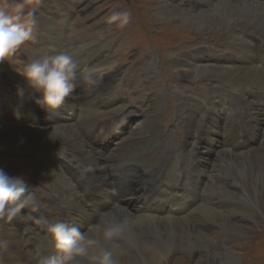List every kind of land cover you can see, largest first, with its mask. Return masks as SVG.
I'll list each match as a JSON object with an SVG mask.
<instances>
[{"label": "rangeland", "instance_id": "obj_1", "mask_svg": "<svg viewBox=\"0 0 264 264\" xmlns=\"http://www.w3.org/2000/svg\"><path fill=\"white\" fill-rule=\"evenodd\" d=\"M159 1L175 6V4L167 0H0V10L12 13H15L17 4H23L24 8L20 10L22 13L21 22L25 23L26 26L28 21L33 19L27 13L32 12L35 19V23L32 25V39L18 49L12 57L0 62V119L6 117L8 113L16 111L11 107V105L13 106L11 101L17 100L19 106L23 105V108L34 107L38 111L36 112L35 120L14 113L18 116L17 118H11L10 121L14 125L16 124L15 126L47 129L48 127H41L40 123L42 120L50 118V114H46L34 102L36 94L32 93L28 88L27 81L23 76L26 65L38 55L50 54L48 49L54 48V46L50 45L53 42L54 44L65 46L60 53L74 54L78 68H81V60L87 54L85 53L87 50L85 48L88 47L86 45L89 42L90 45H93L91 42H94V39L105 42L107 44L106 47H103L98 54H102L101 59L103 60L111 57L112 62L105 67L107 69L103 70L104 72L101 71V74H98L102 75L103 81L97 83V85L94 76H92L94 83H89L87 79L78 81L76 87L66 98L76 108L74 111L76 115L71 120L68 117L66 119L61 118V124L58 122V116H56L52 118L53 122L49 124V127L72 125L86 144L94 150L97 148L103 151L104 153L101 155L109 156L112 162H109L106 166L102 178L103 176L110 177L113 172L116 174L122 172L123 167L129 165L127 162L131 161L135 155H140L141 153V157L143 159L147 158L149 163L139 164L137 171H134L133 175L122 173V176H120L121 181L116 183V187L119 192H127V186L123 182L130 180V177L132 179L136 178L139 186L133 191V194L138 198L141 210L137 212V207H131L129 209L130 212L135 216L143 215L148 217L155 215L162 218L165 216L164 211L169 210L171 206L166 200L165 193H168L169 197L174 190L184 192L187 189L189 193L195 190L190 187L189 183L191 180L187 181L185 178L190 172L192 165L190 162L195 157L206 166V168L202 166L205 169L204 176L207 174L202 179L203 183L214 177L213 180L216 185L220 183L222 186L223 184L222 187L228 191V194L236 196L237 193H240L238 185L232 184V173L227 170L222 160L219 159V151L232 140L226 134L224 135L227 126L225 123L222 126L221 124L215 126V121H213L211 126L214 125V132H207L204 129L200 135L196 128H189L187 125L191 115L196 117L195 122L199 124L201 120L206 119L207 112H209L208 106H211L210 103L213 102L216 107L219 106L218 116L222 120L226 117V119L233 120L230 121L231 123L240 122L241 120L243 124L246 122L244 120L245 115H243V111H245L243 103L247 100L256 104L254 107L257 109L252 112L253 115L264 111V101L257 100L264 99V95L261 93L264 90H257L255 89L258 88L257 86L251 85L249 90H255V94L249 91V97L247 95L244 101H240L242 100L240 90L226 76L212 75L208 78L195 79V73L192 71L182 72L183 74H181L169 62V54L175 57L178 54L186 55L208 47L209 50L206 49L200 52L205 55L203 58H201V54L199 55L201 63H213L212 65L216 64L215 66L219 64L218 66L220 67L227 66L226 61L230 55L234 56L233 52H231V47L237 45L235 37H241L245 33V53L247 55L257 53L256 56L259 54L257 57L259 60L258 65L264 70V30H262L264 25L258 24V26L250 30L243 26H237L231 29L230 35H233L234 38L227 35L228 37L223 39L206 30L196 32L193 25L181 26L178 22L166 25L165 23L156 22L151 13H153V9ZM176 1L178 4L177 8L189 14H195L201 9L210 10L212 8V5L204 0ZM222 1L213 0L216 5ZM249 1L264 8V0ZM125 12L128 13L129 17L127 23L122 24L120 21L111 19L114 14ZM256 36L260 37V42L254 40ZM250 39L255 43V48L258 47L257 49L252 48ZM234 53L237 56L239 54L237 51ZM98 56L95 59H98ZM218 60L221 62L217 63L216 61ZM233 60L236 61V56L233 57ZM144 64H147L150 68L149 75L142 73ZM98 70V68L88 67L87 74H94ZM119 71L125 72L126 77L123 76L121 78ZM114 75L118 76L115 77ZM112 79H114V82L110 83ZM232 80L235 81L234 79ZM107 87L114 88L107 89ZM20 89H23V96L18 94ZM224 102L232 104L233 119L231 116L229 118L225 116L227 113L224 114V111L227 110H222V103ZM260 107L261 109H259ZM87 108L92 109L91 112L94 114L90 128L82 122L83 117L81 114ZM28 117L32 116L28 115ZM251 117L247 118L248 122L250 121L252 125L257 124L258 126L255 128L254 134H250L246 138L248 144L246 142L245 146L242 147L245 148L242 150L244 151L243 153L250 150L248 149L249 146L261 149L262 141L264 140V118L260 120L259 124L256 119H260L259 117L261 116H256L252 120ZM210 119L209 123L212 121ZM104 124H106V127ZM48 136L50 135L39 136L37 141H33V139H27V141L25 139L22 145L19 142L20 146L17 145L16 149L12 151L9 146L7 149L5 142L0 140V167L4 168L10 176H23L28 184L33 187L32 190L38 198L40 208H42L35 213L30 212L28 209L22 210L20 219L24 220L26 224L29 223L28 225L30 226H34L46 217H51L50 213L54 212V206L59 205V201H56L58 199L53 194L49 195V197L47 195L46 186L52 189L49 184L50 177L48 176L51 169L58 170L60 174L67 178L69 184L75 187V179L69 171L73 164L69 163L65 153H68L69 157H74L79 169L81 168L80 170H86L89 164L88 157L84 156L80 150L73 148L72 144L66 143L59 137H50L46 141H42L43 138ZM120 138H124L123 142L126 141L130 144L122 147ZM16 141H12V143ZM37 142L39 146L45 145V143L48 146L49 149L45 152V157L39 156L38 152L33 154L30 151L34 147L33 144L35 145ZM116 142L119 143L118 146ZM107 150L110 154L106 153ZM228 150L232 152L231 149L228 148ZM208 153L210 155L214 153L212 158H210L211 160L208 159ZM202 154H206V156H202ZM232 154L236 153L232 152ZM55 155L66 162L65 168L58 166L60 164L57 162ZM236 157L240 162L243 160L240 155H236ZM103 158L105 159V157ZM138 160L142 159L138 158ZM34 161L46 164L50 167V170H45L47 167H41L46 173L42 170L41 172L34 170L29 166ZM134 163L141 162L135 161ZM77 164L75 165L76 167ZM210 187L212 188L208 189L210 193L209 195L207 193V195L212 205H208L212 206V208L215 207V209L220 207L222 210H225L226 207L228 209L234 206L230 199L223 198V193L212 192L214 188L216 190L212 183ZM51 196L54 199L53 201L51 200L53 203L44 199L46 197L51 199ZM222 202L224 205H222ZM194 207L192 208L194 209ZM192 208H187L184 211L188 217H191L189 227L212 239L219 246L221 245L214 250L219 252L224 247L235 249L239 257L236 264H264V224L254 226V224L245 219L243 220L240 214L236 213L229 218L230 222H238L242 227V234H236L231 231L221 230L219 221L216 223L210 219L199 220V211ZM118 210L120 211L121 209ZM159 211L160 214L158 213ZM72 213H75V211H72ZM22 220L19 221V225L22 224ZM4 222V220H0V241H2L1 236L3 235L1 228H5ZM186 226L183 225V227ZM164 227H166V224ZM24 234L26 235L25 232ZM147 238L151 239L152 237ZM202 238L201 240L203 241L205 237ZM131 250L129 251L130 255L138 256L136 251ZM8 254L14 256L17 262L28 263L27 258L16 253V251L9 250ZM205 254L206 251L200 248H197L194 255L178 249L164 264H207ZM123 259L127 260V258L123 257L121 259V263L124 264L126 261ZM4 260L5 258L0 251V264H4ZM213 262L214 264H221L219 258H214Z\"/></svg>", "mask_w": 264, "mask_h": 264}, {"label": "bare ground", "instance_id": "obj_2", "mask_svg": "<svg viewBox=\"0 0 264 264\" xmlns=\"http://www.w3.org/2000/svg\"><path fill=\"white\" fill-rule=\"evenodd\" d=\"M167 1H170L171 3L175 4V6H171L166 2L164 3L159 1L157 6L153 9V13H151L155 21L158 23H165L166 25H171L174 22H178L181 26L193 25L196 32L206 30L223 39L227 38L231 33V29L237 26H243L250 30L251 28H255L256 26H258V24L264 25V8L256 5L255 3L253 4L249 0H223L218 5H216L213 0H204L208 4L212 5V8L210 10L201 9L195 14H189L177 8L178 4L176 0ZM230 36L233 37V35ZM236 37L235 43L237 45L235 47H231V52H233L234 56L230 55V57L226 61L227 66L220 67L218 66L219 64L215 66L216 64L212 65L213 63L207 64L205 62L202 64L199 55L201 54V58L205 57V55L200 52L206 49L209 50L208 47L188 53L186 55L178 54V56L176 55L175 57H172V54H169V56L171 57V59L169 57V62L174 67V69H176L181 74H183L182 72L186 71L194 72L195 75H193L195 79L208 78L212 75H219L221 77L226 76L232 81V83L235 84V87L240 90V95L242 99L240 101H244L245 98H247V95L249 97V91L252 94H255V90H249V86L254 85L258 87L255 89L264 90V70H262V68H260L258 65L259 60L257 57L259 54L256 56L257 53H254L252 55H247V53H245V33L241 37ZM254 40L256 42H260V37L256 36L254 37ZM89 43L86 45L88 46L87 48H85L87 49L85 51V53L87 54L85 55V58L81 60L82 63H80L82 66L80 65L81 68H79V70L82 71L84 76L87 77L89 76L87 74L88 67L98 68L99 73L98 71H96L97 73L95 72L94 74H91L89 72L91 74V77L94 76V79H96L97 84L103 81L102 75L98 74H101V71L107 69L105 67L111 64L112 58L107 57L105 60H103L101 59L102 54H98V52H100L103 47H106L107 44L105 42L103 43V41L94 39V42H91L93 45H90ZM250 44L253 49L258 48H255V43L252 39H250ZM50 45L54 46V48L48 49L50 51V54H58L62 52V48H65L64 45L54 44L53 42H51ZM236 51L239 53L238 56L234 53ZM97 56L98 59H95ZM235 56L236 61L233 60V57ZM216 62L218 63L221 61L218 60ZM142 69V73L149 75L150 68L147 64H144ZM114 76L117 77L118 75ZM123 76L126 77V74L122 71L120 72V77L122 78ZM232 79H234L235 81H233ZM112 82H114V79L110 81V83ZM108 88L112 87H107V89ZM261 93L264 95L263 91H261ZM257 100L261 102L264 101L263 98ZM11 103L13 104V106L11 105V107L16 110L14 113L19 114V116L35 120L37 115L36 112L38 111V109H35L34 107L23 108V105H18L17 100H12ZM64 103L66 104H62L59 109L49 112L50 118L41 121V127H48L47 129H35L29 126L20 125L15 126L16 124L14 125L13 122L10 121L11 118H17L18 115H15L14 113H8L6 117L0 119V140L2 142H5V144L7 145L6 148L8 149L10 147L11 151L16 149L17 145H19V142L20 145H22L25 139H33V141H37L39 136L50 135L46 138H43L42 141H46V139L50 137H59L61 140L66 141V143L68 142L69 144H72L73 148L80 150L83 155L88 157L89 159L88 168L83 171L80 170L81 168L79 169V166L75 161L74 157H69L68 153H65V156L69 159V163L73 164V166L70 167L69 171L72 173L71 176H73L75 179V187H72L69 184L67 178L60 174L58 170L55 171L51 169V172L48 174V176L50 177L49 184L51 185L52 189L46 186L47 195L49 197V195L53 194L55 198L58 199L56 201H59V205H56V207L54 206V212L50 213L51 217L44 218L41 222L35 224L34 226H30L28 225L29 223L26 224L24 220L20 219L22 215L18 216L17 218H14L12 221L4 219L5 228H1L3 235L1 236L2 241H0V251L3 257L5 258L4 264H15V262H17L14 256H10L8 254L9 250L16 251V253L25 256L29 264H37L35 256L38 253H43L44 255H51L52 242L50 239V234L48 233V227L52 223L66 222L78 227L81 231H86L89 226L95 224L98 221L102 214L108 213V216H105V219L110 218L111 212H118L121 217H128L131 221L125 235L114 241V244L116 245L115 250L117 252V259L119 261V264H123L121 263V259L123 257L127 258V260L123 259L124 261H126L124 264H164V262L168 261L178 249L184 250L190 255H194L197 248L206 251L205 261L207 264H214V258H219L221 264H236L238 262L239 257L235 249L231 247H222L223 249L217 252L214 249L216 247H220L221 245L219 246L218 244L213 242L212 239H209L207 236L200 234L198 231H195L190 228L189 226L191 217H188V215L184 213V211L187 210V208H192L195 206L194 209L198 210L200 213V215L198 216L199 220L203 221L206 219H210L212 221H215L216 223L219 221L221 230L231 231L232 233L236 234H242V227L239 225L238 222L229 221L231 215H234L236 213L240 214L243 220L245 219L248 222L254 224V226L264 224V140L262 141L261 146V149L263 150L255 146L247 145L249 146L248 149L250 150L246 153H243L244 151H242L245 149L242 147L245 146L244 144L247 142L246 138L250 136V134H254L255 128L258 126L257 124L252 125L250 121L248 122L247 118L252 116V120V118H255L256 116H261L259 117L260 119H256V121H258L260 124V120H263L262 118H264V111H260L258 114L253 115L252 112L257 109L256 107H254L256 104L247 100L243 103V108L245 110L243 111V115H245L244 120L246 121L243 124L241 120L240 122L231 123L230 121L233 120L226 119V117H224L225 119L222 120L218 116L219 106L216 107V104L213 102L210 103L211 106H208L209 112H207L206 119L201 120L199 124H196L195 122L196 117L194 115H191V119L189 120L187 125L189 126V128H196L197 132L200 133V135L204 129H206L205 131L207 132H214V125L217 126L221 124L222 126L225 123V125L227 126L224 135L226 134V136L232 138V140L230 142L228 141L229 143L226 144V147H224L220 151L218 150L220 156L219 159L222 160L227 170L232 173V184L238 185L240 193L238 194L236 192V196L228 194V191L222 187L223 184L222 186L220 185V183L219 185H216L213 180L214 177L210 178V176H208L210 179L203 183L202 179L207 176V174L206 176H204V168H206V166L202 161H199V159H196L195 157L191 160L190 163L192 165L190 168V172L188 173V176L185 177L187 181L191 180V182L189 183L190 187L195 190H193V192L191 193L187 192V189L184 192L174 190V192H172L169 197L167 195L168 193H165L166 200L170 203L171 206L169 210L164 211L165 216L163 215L164 217L160 218L155 215L148 217L143 215L135 216L132 212H130L129 209L131 207H137V212L141 210L140 202L138 198L133 194V191L139 186L136 178L132 179L130 177V180L123 182L125 186H127V192H119L118 188L116 187V183L121 181L120 176H122V173L133 175V172L137 171L139 164L143 165L149 163L148 159H143V157H141V153L139 152L140 155H135L131 159V161L127 162L129 163V165H125L122 169V172L118 174L113 172L111 173L110 177L103 176L102 178V174H104L106 166L109 164V162H112L110 161L109 156H104V154L101 155L102 153H104L103 151L98 150L97 148L94 150L91 146L86 144V142L82 139V136L79 135L75 127L72 125H62L51 128L49 127V124L53 122L52 118L56 116H58V122L60 123L61 118L66 119V117H68L71 120V118L76 115V113L74 112L76 108L72 106L67 101V99H65ZM222 105V110H227L224 111V114L227 113L225 116H227V118L231 116V118L233 119L234 115H232V104L224 102L222 103ZM260 106H262V104H260ZM259 109H261V107ZM91 110L89 108L84 109L83 113L81 114L83 117L82 122L89 128L92 126V116L94 115ZM28 115L32 117H28ZM210 117L212 121L209 123ZM213 121H215V124L211 126V123ZM105 125L106 124H104V126ZM114 132L116 131L114 130ZM15 140L17 141L12 143V141ZM120 140L122 147L126 144H130L126 141L123 142L124 138H120ZM116 145L118 146L119 143L116 142ZM33 146L34 147H31L32 149L30 150L33 154L35 152H38L39 156H46L45 152L47 151V149H49L46 143L45 145L39 146V143L37 142L35 145L33 144ZM228 148L236 154L231 155L232 152H230ZM108 152L109 151L107 150L106 153ZM204 155L206 156V154H202V156ZM207 155L208 159H210L212 158L214 153L212 155L208 153ZM236 155H240L243 160L241 162L238 161ZM101 156L105 157V159H102ZM55 157L57 158V162L60 164L58 166H60L61 168H65L66 162L60 159L57 155H55ZM138 158H141L142 160H138ZM135 161H139L141 163L136 164L134 163ZM76 164L77 167L75 166ZM29 166L38 172H41V167H47L46 169H43L50 170L49 166H47L46 164L39 163L37 161L31 162ZM211 183L213 186L216 187V190L218 189L216 191L213 187L214 189L212 192L223 193V198L230 199V202L234 204L233 207L227 209V207L225 206V211L222 210L220 207L219 209H215V207L212 208V206H210L212 205V203H210L209 200L208 195L210 192L208 191V189L210 190L212 188L210 187ZM52 196L50 197L51 199L47 197V199H44L53 201L54 199H52ZM148 197L150 196L148 195ZM114 205H118L120 206L119 209H126V211L120 210L123 213L122 214L117 208L113 207ZM222 205H224L223 202ZM236 205L237 207H235ZM72 211H75V213L77 214L72 213ZM158 213L160 214V211ZM77 215L79 216L77 217ZM21 220L23 222H21L22 224L19 225V221ZM45 221H47V223ZM165 224L166 227H164ZM183 225L187 226L183 227ZM24 227H26L27 229ZM24 232L26 233V235L24 234ZM147 237L152 238L150 239ZM202 237H205L203 241L201 240L203 239ZM29 243L31 244L29 245ZM16 245H18L17 248ZM123 250H127L128 252ZM130 250L136 251L138 256L130 255ZM135 257L136 259H134ZM17 264L22 263L17 262Z\"/></svg>", "mask_w": 264, "mask_h": 264}, {"label": "clouds", "instance_id": "obj_3", "mask_svg": "<svg viewBox=\"0 0 264 264\" xmlns=\"http://www.w3.org/2000/svg\"><path fill=\"white\" fill-rule=\"evenodd\" d=\"M15 8V13L0 10V62L12 57L32 39L33 13H27L33 19L26 26L21 22L20 10L24 5L17 4ZM128 18L126 12L111 17L122 24L127 23ZM23 76L28 88L36 94L34 102L46 114L59 109L78 81L95 82L91 74L85 77L79 70L71 53L38 55L26 65ZM18 94L23 96V89L18 90ZM32 188L23 176H10L0 167V220L12 221L24 209L38 212L39 201ZM113 207L119 209L118 205ZM105 216L108 213L102 214L86 231L66 222L50 224L52 254H36L37 264H119L114 241L125 235L131 221L118 212H111L108 219Z\"/></svg>", "mask_w": 264, "mask_h": 264}]
</instances>
